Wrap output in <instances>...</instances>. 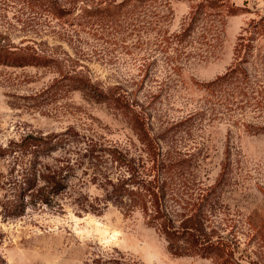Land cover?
Returning <instances> with one entry per match:
<instances>
[{"label": "rangeland", "instance_id": "374dc122", "mask_svg": "<svg viewBox=\"0 0 264 264\" xmlns=\"http://www.w3.org/2000/svg\"><path fill=\"white\" fill-rule=\"evenodd\" d=\"M202 1L190 33L176 37ZM100 2L110 0H0V44L43 40L67 52L94 81L144 100L141 123L53 86V66L0 62V150L71 127L77 135L57 150H128L150 177L154 158L170 156L179 163L170 208L197 210L207 232L227 241V261L173 253L140 210L112 201L83 210L84 197L105 194L88 163L60 196L63 208L30 204L10 216L0 206V253L7 264H264V0H150L118 27L84 11ZM59 3L70 13L59 16ZM13 159L0 156L6 202L20 169Z\"/></svg>", "mask_w": 264, "mask_h": 264}, {"label": "trees", "instance_id": "16d2710c", "mask_svg": "<svg viewBox=\"0 0 264 264\" xmlns=\"http://www.w3.org/2000/svg\"><path fill=\"white\" fill-rule=\"evenodd\" d=\"M149 1L121 0L117 2V0H110L105 4L100 2L93 6V9L86 7L84 11L95 15L102 21L101 17L109 16L112 25L118 27L136 15L135 11L138 6L146 8ZM208 2L209 5L216 4L217 0H208ZM202 3L203 1L193 11V19L189 25L180 34H175L176 37L190 33V29L193 28L198 18L196 14L199 13ZM52 8L59 16L70 13L60 3L54 4ZM116 20L123 22H115ZM4 46L0 44V62L15 66H53L57 73L52 83L53 86L64 84L72 89L80 90L88 98L112 105L113 108L131 119L133 125L141 123L145 111L144 100L133 92L124 93L114 88L104 87L99 81H94L86 71L78 67L79 62L67 52H59L58 47L49 46L47 41L43 40L21 46ZM76 135L77 131L71 127L47 133H28L19 141L13 142L11 147L16 150H0L2 157L12 155L14 168L20 167L10 182L13 185V198L7 202L0 199V206L5 209V213L10 216H19L30 204L36 205L37 203L63 208L60 196L69 188L71 178L76 176L77 171L88 163V167L93 168V172L96 173L93 182L101 185L105 194L100 201L99 199L90 201L84 197L86 202L81 206L83 210L86 212L101 210L107 206L109 201L126 213L140 210L147 222L165 235L169 242V249L173 253L201 255L213 253L224 262L227 261V241L221 235L214 238L212 233L207 232L204 221L197 210L186 216H178L170 208V197L177 189L173 187L168 178L176 173L178 162L176 163L170 156L166 160L162 157L154 158L152 168L154 173L153 177H150L151 171L145 176L142 172V165L139 163L140 160L128 150L117 148L57 150L68 144L71 137ZM55 152H59V155L51 161H43V157ZM155 152L151 153L154 157ZM148 161L151 159L148 158ZM0 264H7L1 253Z\"/></svg>", "mask_w": 264, "mask_h": 264}]
</instances>
